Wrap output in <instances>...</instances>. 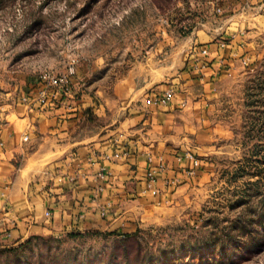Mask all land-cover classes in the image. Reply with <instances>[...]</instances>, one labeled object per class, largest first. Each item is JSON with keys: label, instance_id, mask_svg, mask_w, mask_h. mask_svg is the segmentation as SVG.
<instances>
[{"label": "rangeland", "instance_id": "obj_1", "mask_svg": "<svg viewBox=\"0 0 264 264\" xmlns=\"http://www.w3.org/2000/svg\"><path fill=\"white\" fill-rule=\"evenodd\" d=\"M241 1L0 0V137L21 123L37 77L72 60L80 94L171 84ZM252 30L248 69L221 85L207 169L185 200L148 210L132 231L31 236L0 247V264H264V26Z\"/></svg>", "mask_w": 264, "mask_h": 264}, {"label": "crops", "instance_id": "obj_2", "mask_svg": "<svg viewBox=\"0 0 264 264\" xmlns=\"http://www.w3.org/2000/svg\"><path fill=\"white\" fill-rule=\"evenodd\" d=\"M234 11L219 37L195 41L169 85L137 87L128 80L103 98L80 94L76 83L64 103L46 110L17 105L21 123L0 137V247L39 234L132 231L148 210L173 208L202 183L221 85L248 69L250 34L264 26V0H242ZM168 87L175 89L173 100L156 103ZM117 152L123 155L113 157ZM152 169L157 182L150 188Z\"/></svg>", "mask_w": 264, "mask_h": 264}, {"label": "built area", "instance_id": "obj_3", "mask_svg": "<svg viewBox=\"0 0 264 264\" xmlns=\"http://www.w3.org/2000/svg\"><path fill=\"white\" fill-rule=\"evenodd\" d=\"M218 13H222L221 7L217 8ZM202 56H209V50L204 48L200 51ZM76 61L72 60L68 70L60 72L54 69L45 71L41 73L35 82L29 87L28 92L21 97L22 103H24L28 109L33 111H43L46 110L52 104L64 103L65 99L73 94L74 84L73 77L75 72ZM175 96V89L173 87L166 88L163 93L158 96L155 100L156 103L162 105L169 104ZM24 140H28V135H25ZM123 154L115 153L113 157L119 158ZM188 158L194 159L193 155L187 153ZM106 158L110 159V155H106ZM195 166H198V161L194 159ZM163 168L162 166L160 167ZM157 169H152L148 173V186L150 188L154 187L157 182ZM190 173H192L190 171ZM102 177L104 174L102 173ZM109 205L102 206L100 214L105 217L108 213ZM48 216L49 212L46 213ZM10 237L11 234L8 233Z\"/></svg>", "mask_w": 264, "mask_h": 264}]
</instances>
